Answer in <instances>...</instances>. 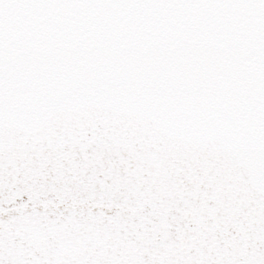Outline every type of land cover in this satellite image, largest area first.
Here are the masks:
<instances>
[{
    "label": "snow or ice",
    "instance_id": "6c2138e0",
    "mask_svg": "<svg viewBox=\"0 0 264 264\" xmlns=\"http://www.w3.org/2000/svg\"><path fill=\"white\" fill-rule=\"evenodd\" d=\"M0 264H264V0H0Z\"/></svg>",
    "mask_w": 264,
    "mask_h": 264
}]
</instances>
